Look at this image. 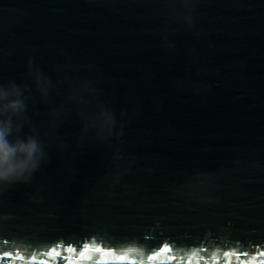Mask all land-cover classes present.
I'll list each match as a JSON object with an SVG mask.
<instances>
[{"label":"water","instance_id":"95a60500","mask_svg":"<svg viewBox=\"0 0 264 264\" xmlns=\"http://www.w3.org/2000/svg\"><path fill=\"white\" fill-rule=\"evenodd\" d=\"M0 133V254L264 251V0H0Z\"/></svg>","mask_w":264,"mask_h":264},{"label":"clouds","instance_id":"9594fccd","mask_svg":"<svg viewBox=\"0 0 264 264\" xmlns=\"http://www.w3.org/2000/svg\"><path fill=\"white\" fill-rule=\"evenodd\" d=\"M23 150L30 157L34 145ZM13 151L7 147L3 134L0 133V168L7 165L4 171H0V178L14 170L10 164ZM201 252L200 249H191L181 253L167 246L163 247V251L157 249L153 253L145 254L136 247L106 248L92 240L82 245L79 250L73 245L59 244L31 255L16 250L15 253L0 254V258H6L8 264H264V251L249 254L232 249H215L208 256Z\"/></svg>","mask_w":264,"mask_h":264}]
</instances>
